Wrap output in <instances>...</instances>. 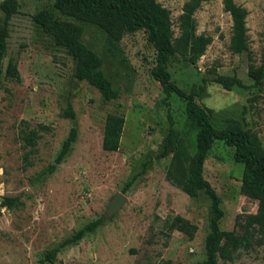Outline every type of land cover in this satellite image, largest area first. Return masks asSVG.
<instances>
[{"label":"rangeland","instance_id":"1","mask_svg":"<svg viewBox=\"0 0 264 264\" xmlns=\"http://www.w3.org/2000/svg\"><path fill=\"white\" fill-rule=\"evenodd\" d=\"M2 0H0L1 2ZM170 11L177 34V17L187 0H158ZM247 10L248 50L229 49L231 18L222 0H202L194 12L197 33L211 37L195 65L178 54L166 64L170 79L183 91H194L196 102L210 109V122L224 127L229 117L257 132L264 146V76L254 87L247 75L249 61L260 64L264 50V0H234ZM53 0H15L8 20L7 50L0 74V196H17L21 204L0 207V264H194L204 259L209 199L202 192L190 196L166 177L170 154L162 150L169 121L193 151L194 130L186 123L184 99L165 98L152 76L155 49L144 30L110 38L94 24L82 22V40L102 58L103 71L117 97L102 98L97 88L74 76L75 61L66 49L55 46L31 19ZM5 12L0 8V24ZM251 57L249 60L248 57ZM16 63L19 79L4 75L9 60ZM264 67V63H263ZM239 77L244 87L224 89L211 81L212 71ZM73 118L63 116L67 105ZM108 112L124 118L119 147H101ZM47 126L23 160L20 127ZM76 138L55 170L46 172L71 127ZM242 163L233 147L215 139L203 162V176L219 197L222 229H237V219L254 215L261 201L257 189L241 178ZM126 199L118 210L105 215L115 193ZM174 215L195 223L192 238L168 230L165 220ZM102 217L96 229L67 244L53 262L40 259L85 223ZM238 230V229H237ZM218 264H264V242L239 248L233 259Z\"/></svg>","mask_w":264,"mask_h":264},{"label":"trees","instance_id":"2","mask_svg":"<svg viewBox=\"0 0 264 264\" xmlns=\"http://www.w3.org/2000/svg\"><path fill=\"white\" fill-rule=\"evenodd\" d=\"M202 0H187L177 17V34L172 27L171 15L158 0H53L50 7L35 11L32 21L47 35L53 44L66 49L74 59V76L86 80L98 89L105 100L113 99L119 94V87L113 86L110 78L103 71L101 56L82 40V22L96 25L110 38L119 40L124 34L144 30L147 41L155 49V64L151 68L152 76L160 83L165 98L175 93L185 102L186 123L194 130L193 151H190L185 137L174 126L168 114V129L162 150L158 156L170 154L166 169L167 179L180 186L190 196L202 192L209 199L210 216L208 230L204 237V259L194 264H218V259L231 260L239 248L248 249L253 244L264 242V146L257 132L244 127L235 118L229 117L224 127L214 126L209 119L210 109L199 105L195 100V92H185L171 79L166 69L167 61L178 54L189 64L195 65L204 53L211 37L205 33H197L195 10ZM222 6L231 18V35L229 49L235 53L248 50L246 15L247 10L234 0H222ZM0 8L5 12L0 24V74L2 59L7 50L8 20L15 11V0H2ZM251 60V57H248ZM264 50L260 56V64L248 63L247 75L254 87H260L264 76ZM211 81L220 84L224 89L244 87L241 79L235 75H224L212 71ZM4 75L16 80L19 72L16 63L9 60ZM66 117L73 118L74 111L68 104L61 111ZM124 118L121 114L108 112L104 119L101 147L114 151L119 147ZM47 126L38 123L36 127H20L19 138L22 145L28 148L23 153V160L30 164V153L39 138V130ZM76 129L71 127L62 141L61 147L52 163L46 166V172H53L68 152L76 138ZM215 139H222L233 147V157L242 163L241 178L255 187L261 195V201L254 215L237 219V229H222L218 222L223 211L219 206V197L209 181L203 176V162ZM21 204L17 196H0V207L13 208ZM103 221L102 217L88 221L82 227L64 238L56 246L45 251L41 262H53L56 253L63 246L77 242L85 234L93 232ZM168 230H178L192 238L197 226L195 223L174 215L165 220Z\"/></svg>","mask_w":264,"mask_h":264},{"label":"water","instance_id":"3","mask_svg":"<svg viewBox=\"0 0 264 264\" xmlns=\"http://www.w3.org/2000/svg\"><path fill=\"white\" fill-rule=\"evenodd\" d=\"M125 199L126 197L122 193H115V195L109 200L105 215L108 217L110 214L118 210Z\"/></svg>","mask_w":264,"mask_h":264}]
</instances>
